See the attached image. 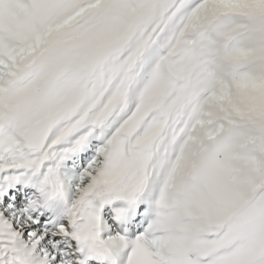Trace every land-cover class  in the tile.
<instances>
[{
  "label": "snow or ice",
  "instance_id": "snow-or-ice-1",
  "mask_svg": "<svg viewBox=\"0 0 264 264\" xmlns=\"http://www.w3.org/2000/svg\"><path fill=\"white\" fill-rule=\"evenodd\" d=\"M0 264H264V0H0Z\"/></svg>",
  "mask_w": 264,
  "mask_h": 264
}]
</instances>
